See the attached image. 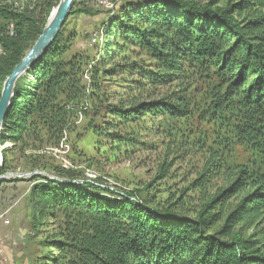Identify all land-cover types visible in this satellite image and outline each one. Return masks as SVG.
Returning a JSON list of instances; mask_svg holds the SVG:
<instances>
[{
    "label": "trees",
    "instance_id": "trees-1",
    "mask_svg": "<svg viewBox=\"0 0 264 264\" xmlns=\"http://www.w3.org/2000/svg\"><path fill=\"white\" fill-rule=\"evenodd\" d=\"M9 1L15 0H0V99L59 5L38 0L20 12ZM128 1L104 24L89 83V59L69 57L74 39L66 36V23L19 78L2 130L3 146L12 147L3 151L1 173L14 151L32 169L47 168L46 156L33 152L58 145L85 116L87 130L114 150L136 144L131 125L156 122L159 132L202 157L194 187L205 190L215 180L224 186L189 214L143 197L146 188L110 192L82 182L81 172L57 168L55 178L34 176L33 228L50 229L32 264H264V0ZM126 50L135 57L107 67ZM117 74L130 76L124 89L137 97L108 96L104 81ZM167 86L174 89L163 96L149 92ZM196 116H205L204 131L220 133L211 141L204 133L187 138L183 130ZM236 149L250 158L232 162ZM160 171L165 178L168 165Z\"/></svg>",
    "mask_w": 264,
    "mask_h": 264
},
{
    "label": "rangeland",
    "instance_id": "rangeland-1",
    "mask_svg": "<svg viewBox=\"0 0 264 264\" xmlns=\"http://www.w3.org/2000/svg\"><path fill=\"white\" fill-rule=\"evenodd\" d=\"M196 1L206 4L211 0ZM60 2L61 0H56V3ZM128 2V0H76L72 9L75 13L66 21L65 34L74 39L69 57L80 55L87 57L90 61V65L84 68L86 83H89L93 66L100 60L106 36L104 24L111 18L110 12H118ZM16 3L22 5L23 1L16 0ZM24 4L27 6L33 2ZM84 8L97 13L89 15L76 12ZM103 30L104 36L101 41L92 46V35ZM121 44H123L122 41H120ZM124 56L132 57V59L135 57L132 50H126L107 67L110 68L113 64L121 62ZM130 80V76L121 74L107 77L104 81L105 91L108 96L137 97L138 92L124 89ZM173 89V86H167L149 92L154 97H160ZM117 100V97H113L110 102L115 104ZM94 104L89 102L86 107L90 109ZM204 118L205 116H196L195 125L184 129V135L189 138L204 133V136H209L206 141H211L217 136L220 130H214L212 133L209 130L204 131L206 128V124L203 123ZM88 122L85 116L78 118L68 133L72 147L70 159L84 170H91L101 177L110 178L119 186V190L129 192L139 189L145 192L146 188L147 192L143 194V197L150 195L155 197L161 206L177 204L176 208L194 214L206 199L214 196L217 190L224 186L222 180H215L205 190L194 187L195 181L199 179L200 172L203 170L202 157L191 151L182 141L173 139L170 133L159 132L160 126L155 125L154 121L131 125V132L137 136L136 144L119 150L112 149L105 137H99L91 130H87ZM128 130V128L125 129V131ZM11 147V144L4 146L5 149ZM233 156L232 162L236 163H243L250 158L249 154L237 149ZM9 159L11 161L7 168L3 173L0 171V216H3L0 220V264H32L39 254L40 243L45 236L42 232L50 229V226L42 228L40 233L33 228L34 211L29 196L34 177L19 179L13 174L20 169L22 172L52 175L60 166L57 161L47 156L43 159L47 168L32 169L23 160H18L17 151H14V155H10ZM164 163L168 165L165 178L160 171ZM79 175L82 179L83 173ZM184 190L186 191L183 193ZM3 220L9 221L10 224L6 225Z\"/></svg>",
    "mask_w": 264,
    "mask_h": 264
},
{
    "label": "water",
    "instance_id": "water-1",
    "mask_svg": "<svg viewBox=\"0 0 264 264\" xmlns=\"http://www.w3.org/2000/svg\"><path fill=\"white\" fill-rule=\"evenodd\" d=\"M75 2L76 0H61L53 19L50 17L49 22L38 41L20 62V64L14 68L12 74L8 77L4 84V89L0 99V168L3 166V151L5 149L1 142L2 130L14 96L16 83L20 77L25 75L32 68V66L47 53L64 27L70 13L72 12Z\"/></svg>",
    "mask_w": 264,
    "mask_h": 264
},
{
    "label": "built area",
    "instance_id": "built-area-1",
    "mask_svg": "<svg viewBox=\"0 0 264 264\" xmlns=\"http://www.w3.org/2000/svg\"><path fill=\"white\" fill-rule=\"evenodd\" d=\"M23 4L20 5L19 3H16L15 1H9L7 2V4H9L11 7H13L15 10H18L20 12L25 11L26 9H33L35 7V5L37 4L38 0H22ZM33 2V4H28L27 6H25L24 3H29V2ZM104 30L103 31H99L96 32L95 34L92 35L91 38V45L95 46L97 45L100 41L102 36H104ZM4 54V48L3 46L0 44V56H2ZM69 132L65 131L62 139L60 140L59 144L56 146H46L43 147L42 149L33 152L36 155H41V156H49L50 158H52L53 160L57 161L59 163V168L61 171H75V172H81L83 173V177H82V182L85 183H90L93 184L103 190H108L110 192L113 191H118L119 190V186L115 183L112 182V180L110 178L107 177H101L99 174H97L96 172H93L91 170H84L83 167L81 166H76L70 159V154H72V147L70 145L69 142ZM14 177L19 178V179H31L34 176H39V177H48V178H55L58 175L52 174V175H43L40 173H36L34 174V172H22L20 169H18L14 174ZM101 178H100V177ZM122 191V190H120ZM125 192V191H124ZM3 219V216H0V220ZM3 222L6 225H9L10 222L9 221H4Z\"/></svg>",
    "mask_w": 264,
    "mask_h": 264
},
{
    "label": "bare ground",
    "instance_id": "bare-ground-1",
    "mask_svg": "<svg viewBox=\"0 0 264 264\" xmlns=\"http://www.w3.org/2000/svg\"><path fill=\"white\" fill-rule=\"evenodd\" d=\"M62 1H63V0H62ZM56 11H57V8H55V9L53 10V13H52V15H51V19H53V17L55 16Z\"/></svg>",
    "mask_w": 264,
    "mask_h": 264
}]
</instances>
